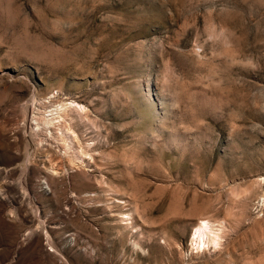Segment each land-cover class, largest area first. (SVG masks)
Wrapping results in <instances>:
<instances>
[{"label":"rangeland","instance_id":"374dc122","mask_svg":"<svg viewBox=\"0 0 264 264\" xmlns=\"http://www.w3.org/2000/svg\"><path fill=\"white\" fill-rule=\"evenodd\" d=\"M0 264H264V0H0Z\"/></svg>","mask_w":264,"mask_h":264},{"label":"bare ground","instance_id":"6f19581e","mask_svg":"<svg viewBox=\"0 0 264 264\" xmlns=\"http://www.w3.org/2000/svg\"><path fill=\"white\" fill-rule=\"evenodd\" d=\"M75 107V108H77L79 111H81V112H85L86 110H85V106L84 105H81L80 103H78V102H75V101H72V102H70V103H67L66 105L65 104H61L60 105V107L58 106L57 108H56V112H57V114H58V118L60 119V120H62L61 118L62 117H64V113H65V111L67 110V108L68 107ZM69 109V108H68ZM67 112V111H66ZM54 115H56V114H54ZM57 116V115H56ZM56 119H55V117H52L51 119H49V120H47L46 119V123H49V124H54L55 126L57 125V127H59V128H62L64 125V123L62 122V121H59V123L57 124V123H55L54 121H55ZM61 125H63L62 127H61ZM67 127V126H66ZM63 129V128H62ZM68 129V128H67ZM68 130H70V128L68 129ZM66 132V131H65ZM63 130H62V133H63V135H65L64 133H65ZM68 134H70V133H68ZM68 134H66V135H68ZM75 134V133H74ZM70 136V135H69ZM74 137H72V139L73 138H75V135H73ZM76 139H77V136H76ZM69 144V143H68ZM90 145V144H89ZM73 146V145H72ZM71 146V147H72ZM76 151V150H75ZM83 153V152H82ZM80 155V154H79ZM82 155V154H81ZM75 157H77V156H75ZM78 159V158H77ZM83 159V158H82ZM82 161V160H81ZM80 161V162H81ZM214 231V228H213V222H212V220L210 219V218H201L200 220H198V223H197V225L195 226V228H194V231H193V237H192V240L193 241H197L198 242V244H199V246H201V245H204V243L206 242L205 240V237H210L212 234H210L211 232H213ZM205 239V240H204ZM210 240V239H209ZM216 240V238H214V237H212L211 238V241L210 242H217V241H215ZM208 242V241H207Z\"/></svg>","mask_w":264,"mask_h":264}]
</instances>
